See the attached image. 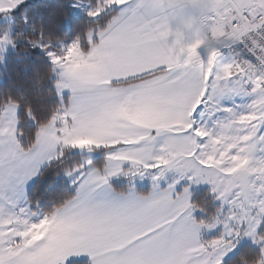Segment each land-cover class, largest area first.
<instances>
[{
	"label": "snow or ice",
	"instance_id": "1",
	"mask_svg": "<svg viewBox=\"0 0 264 264\" xmlns=\"http://www.w3.org/2000/svg\"><path fill=\"white\" fill-rule=\"evenodd\" d=\"M168 7L57 0L47 23L25 0L0 8V63L21 42L40 50L55 103L0 99V264H264V0H216L207 56L175 40ZM50 167L75 193L45 212L29 187ZM201 183L214 211L193 198Z\"/></svg>",
	"mask_w": 264,
	"mask_h": 264
},
{
	"label": "trees",
	"instance_id": "2",
	"mask_svg": "<svg viewBox=\"0 0 264 264\" xmlns=\"http://www.w3.org/2000/svg\"><path fill=\"white\" fill-rule=\"evenodd\" d=\"M25 4L30 13L34 14L37 22L43 20L45 23L55 20V9L57 0H25ZM82 21H86V17H81ZM30 33H25L27 38ZM74 33H69L71 38ZM16 53L9 58L6 67L4 79L0 81V99L7 95L13 97L24 94L26 100L30 101L37 107L46 106L52 108L55 106L54 93L50 88L52 81L53 69L47 56L38 49L31 50V56H25L23 50V42L17 45ZM33 67L25 70V64ZM28 125H25L27 127ZM26 137L29 135L25 133ZM80 154H73L75 159L80 158ZM101 158L97 159V161ZM58 169L50 167L45 172L43 181L38 177L29 191V197L33 200H39V210L50 211L55 205L59 204L63 198L75 193L64 180L57 181ZM33 210H37L33 204Z\"/></svg>",
	"mask_w": 264,
	"mask_h": 264
},
{
	"label": "crops",
	"instance_id": "3",
	"mask_svg": "<svg viewBox=\"0 0 264 264\" xmlns=\"http://www.w3.org/2000/svg\"><path fill=\"white\" fill-rule=\"evenodd\" d=\"M168 7V15L171 20V29L175 34V40L184 47H197L199 48L200 54L207 56L209 48L212 43L209 39L211 33L208 31L206 23L203 21L211 9H206L204 7L198 8L197 4L193 3L192 0H166ZM14 6V0H0V7ZM227 50H225L226 52ZM77 68L82 71H90L91 66L85 64H77ZM54 71V70H53ZM54 75V74H53ZM224 102L227 106H231V101L229 98L225 97ZM237 104H246L249 102V98L236 97ZM218 116H223V114H218ZM135 117L141 118V116L135 112H128L125 118ZM94 137L92 136H79L76 138L78 143H88L93 142ZM102 154V153H101ZM38 178V177H37ZM37 178L31 182L29 191L33 184L36 182ZM118 181H114V184ZM119 182L125 185L118 187L124 188L127 186V180H121ZM117 187V186H116ZM137 189L141 191V188H145V179L136 181ZM195 194V192L193 191ZM218 202V201H216ZM219 203V202H218ZM198 212L196 216L198 217ZM213 232V231H211ZM211 234V233H210ZM211 236V235H210ZM203 237L208 239V232L203 233ZM246 242V241H245Z\"/></svg>",
	"mask_w": 264,
	"mask_h": 264
},
{
	"label": "rangeland",
	"instance_id": "4",
	"mask_svg": "<svg viewBox=\"0 0 264 264\" xmlns=\"http://www.w3.org/2000/svg\"><path fill=\"white\" fill-rule=\"evenodd\" d=\"M192 1H193V3H195V5L197 4L199 9L201 7H204L206 9H211L212 5L214 3H216V0H192ZM0 8H5V7H0ZM80 16L81 17H86L83 13H81ZM71 38H68V42H71ZM16 52H17L16 49L13 50V49L10 48L8 50V55H7L6 60L4 61V63H0V81H2L4 79V74L6 73V67H7V63L9 61V58L11 56H13ZM53 74H54V71L52 73V79L54 78ZM85 136H87V135H85ZM90 143H92V142H90ZM79 144L86 145L88 143H79ZM77 153L81 155L79 150H73V153H71L70 156H72L73 154L75 155ZM101 153H102V151H97L95 153H92L91 155H93L96 160L99 159V158H101V160H102L103 159V153L102 154ZM84 155H87V153H84ZM60 180H64L65 182H67V184L70 185V187L73 188L74 191H75V187L72 185L71 181L66 176H63V175L57 176V181H60ZM115 185L118 188V187H121V186H123L125 184L118 181V182L115 183ZM150 189H151V181L148 180L147 178H145V188H141L140 190L145 192V194H146L148 191H150ZM192 191L195 192V194L193 196V198L195 200H198V201L207 200L208 201V211L209 212L214 211V207L219 204L218 202L213 201V194L211 192V185H209V184L201 183L199 185H193L192 186ZM201 215H202V213L198 212V218L201 217ZM218 231L219 230L217 229V230H213V232H208V239L213 238L215 235H217ZM245 241L243 242L242 246H244V247L250 246L251 248H255L256 247L255 245H253L251 243L250 240L246 239ZM245 262H247V264H251L250 257H247V256L246 257H242L240 262H239V264H245Z\"/></svg>",
	"mask_w": 264,
	"mask_h": 264
}]
</instances>
